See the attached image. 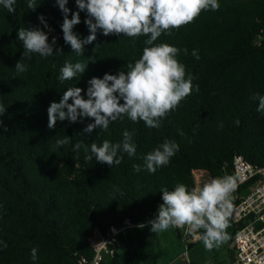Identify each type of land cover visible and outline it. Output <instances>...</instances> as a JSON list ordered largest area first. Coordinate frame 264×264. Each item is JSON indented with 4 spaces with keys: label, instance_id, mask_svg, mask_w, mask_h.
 I'll use <instances>...</instances> for the list:
<instances>
[{
    "label": "trees",
    "instance_id": "16d2710c",
    "mask_svg": "<svg viewBox=\"0 0 264 264\" xmlns=\"http://www.w3.org/2000/svg\"><path fill=\"white\" fill-rule=\"evenodd\" d=\"M218 2V11H204L193 23L156 42L187 48L188 54L181 52L177 59L197 77L193 84L199 85V93L193 90L158 129L123 117L110 123L107 132L97 128L91 134L83 131L94 122L91 119L57 121L49 129L50 103H58L70 87L82 89L86 99L88 81L126 71L127 63L142 55L147 37H106L98 31L96 41L77 56L63 39V14L55 0H36L34 11L27 7L28 0H16L14 13L0 5V105L6 109L0 112V241L8 245H0V264H89L94 255L91 243L98 235L123 226L126 219L141 225L155 217L162 187L173 190L183 183L192 189L197 185L195 172L206 174L208 180L234 175L237 155L264 166V113L250 99L257 92L264 95V0ZM67 7L71 19V13L79 11L75 0ZM86 18V12H80L81 23L73 28L81 39L90 34ZM20 27L42 30L49 43L53 37L57 41L53 56L25 58L24 73L15 71L23 53L17 39ZM194 49L199 60L191 55ZM66 62L88 66L82 75L61 83L60 68ZM125 130L133 133L137 151L132 158L118 153L123 155L119 166L97 164L95 158L86 162L83 148L78 156L72 151L80 141L117 143ZM66 137L70 142L57 147L56 140ZM165 139L179 145L169 165L155 174L135 172L133 165L143 167V157ZM247 193L248 186L239 188L241 197ZM229 221L233 224L232 216ZM236 231L234 226L233 238ZM32 247L38 249L35 262ZM115 248L112 264H121Z\"/></svg>",
    "mask_w": 264,
    "mask_h": 264
},
{
    "label": "clouds",
    "instance_id": "9594fccd",
    "mask_svg": "<svg viewBox=\"0 0 264 264\" xmlns=\"http://www.w3.org/2000/svg\"><path fill=\"white\" fill-rule=\"evenodd\" d=\"M15 3L16 0H0V5L9 13L16 11ZM68 3L69 0H55L63 14V39L77 56L84 55L85 45L96 41L98 31L106 37L123 35L135 40L144 36L147 39L144 40L142 55L134 63H127L126 71L89 80L86 99L82 89L70 87L58 103L51 102L47 110L49 129L55 128L57 121L77 123L91 119L94 122L87 124L83 129L85 133L91 134L97 128L107 132L110 123L123 117L133 123L143 121L149 129H158L162 120L174 112L193 90L199 93V85L193 84L197 77L186 72L185 66L177 59L181 52L188 54L187 48L179 49L166 42H156L162 35L171 36L174 30L193 23L202 12L218 11V0H75L79 11L71 13V19ZM27 7L34 11L36 0H28ZM80 12L87 14L84 24L90 33L84 39L73 32L74 26L81 23ZM38 19L44 28L52 31L43 16ZM17 39L23 46L21 60L15 65L17 73L27 71L28 66L23 61L25 58L31 59L33 54L45 58L53 56L57 42L53 37L49 43V36L42 30L25 27L19 28ZM56 51L62 53V49ZM191 55L200 59L198 50L194 49ZM87 66L83 62H66L60 68L58 79L61 83L74 79L77 74L82 75ZM250 99L257 101V111L264 113V95L257 92ZM5 111L0 105V112ZM235 123L239 125V120ZM220 127H223L222 122ZM122 135V140L117 143L105 139L99 146L95 142L86 145L80 141L72 151L78 156L83 148L86 162L95 158L97 164H106L110 168L119 166L123 155L118 156V153L132 158L137 151L132 142L133 133L125 130ZM70 140L68 137L57 139L56 146L66 145ZM178 151V143L165 139L143 157V167L134 164L133 170L155 174L157 169L168 166ZM238 180L239 177L226 174L211 178L202 186L192 189L183 183H177L173 190L162 187V203L155 217L148 222L150 231L157 234L169 229H184L186 234L202 242L205 251L219 249L231 239L227 229L231 226L229 219L234 211L232 193L237 188ZM144 226L139 225L141 228ZM0 245L3 248L8 246L4 241H0ZM37 253L38 249L32 247L33 262L38 259ZM262 260L264 258H258V264Z\"/></svg>",
    "mask_w": 264,
    "mask_h": 264
},
{
    "label": "built area",
    "instance_id": "2783aa9c",
    "mask_svg": "<svg viewBox=\"0 0 264 264\" xmlns=\"http://www.w3.org/2000/svg\"><path fill=\"white\" fill-rule=\"evenodd\" d=\"M233 173L239 177L237 188L232 193L237 202L232 214V222L237 228L233 238L234 264H258V258H264V166L253 165L237 155L233 161ZM243 185L248 186V193L241 197L239 188ZM135 226L126 219L123 226H112L105 236L98 235L91 243L94 255L89 264H102L106 254L113 257L120 235ZM190 235L183 229L182 240L187 249ZM82 263H87L86 259H82Z\"/></svg>",
    "mask_w": 264,
    "mask_h": 264
},
{
    "label": "crops",
    "instance_id": "0c3cea01",
    "mask_svg": "<svg viewBox=\"0 0 264 264\" xmlns=\"http://www.w3.org/2000/svg\"><path fill=\"white\" fill-rule=\"evenodd\" d=\"M230 227L227 229L231 239L221 251H227L230 264H234V247H233V229L234 226L229 221ZM143 228L139 225L132 227L120 235L117 255L121 263L124 264H176L174 252L178 249L179 244H184V251L179 257V264H209L212 263V258L216 256L218 261L224 262L218 253L213 249L209 260H199L194 255L192 256V248H201L203 246L200 240H197L190 235L189 245H195L191 248H186V244L182 240L183 229H169L161 233H153L150 231V225L144 224ZM220 251V252H221ZM219 252V253H220ZM113 259V257H110ZM214 263V262H213ZM105 264V260L103 262ZM216 264V263H215Z\"/></svg>",
    "mask_w": 264,
    "mask_h": 264
},
{
    "label": "rangeland",
    "instance_id": "374dc122",
    "mask_svg": "<svg viewBox=\"0 0 264 264\" xmlns=\"http://www.w3.org/2000/svg\"><path fill=\"white\" fill-rule=\"evenodd\" d=\"M195 180L197 184L202 185L203 183L208 181V176L204 173H199V172H195ZM179 244L178 249L174 252V255L176 257L175 261L178 262L176 264H179V257L181 256V253L184 251L185 247L183 243L177 242ZM227 243H225L224 245H222L219 249H215L216 251H214V253H218L220 255V257L224 260V262L218 261V259H216L217 257L214 256V258H212V262L216 263V264H230V260L228 258V253L227 251H221ZM194 250H192V256L194 255L197 259L199 260H209L211 258V254L208 251H205L204 247L201 246V248H192ZM221 251V252H220ZM220 252V253H219ZM111 256L109 254L105 255V264H112V259L110 258ZM121 264H124L123 259H121Z\"/></svg>",
    "mask_w": 264,
    "mask_h": 264
}]
</instances>
